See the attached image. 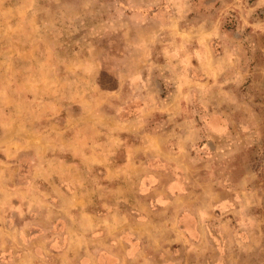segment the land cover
<instances>
[{"label":"rangeland","instance_id":"1","mask_svg":"<svg viewBox=\"0 0 264 264\" xmlns=\"http://www.w3.org/2000/svg\"><path fill=\"white\" fill-rule=\"evenodd\" d=\"M0 264H264V0H0Z\"/></svg>","mask_w":264,"mask_h":264}]
</instances>
